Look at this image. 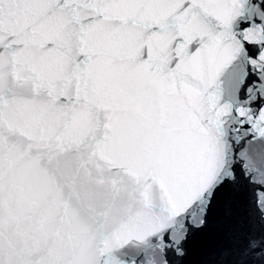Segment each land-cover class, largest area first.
<instances>
[{
	"label": "snow or ice",
	"instance_id": "snow-or-ice-1",
	"mask_svg": "<svg viewBox=\"0 0 264 264\" xmlns=\"http://www.w3.org/2000/svg\"><path fill=\"white\" fill-rule=\"evenodd\" d=\"M0 264H264V0H0Z\"/></svg>",
	"mask_w": 264,
	"mask_h": 264
}]
</instances>
